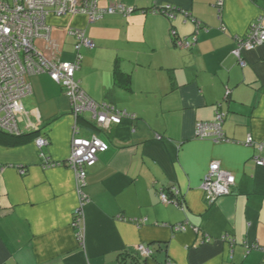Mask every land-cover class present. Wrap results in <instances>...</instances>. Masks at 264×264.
I'll return each instance as SVG.
<instances>
[{"label": "crops", "instance_id": "obj_1", "mask_svg": "<svg viewBox=\"0 0 264 264\" xmlns=\"http://www.w3.org/2000/svg\"><path fill=\"white\" fill-rule=\"evenodd\" d=\"M117 2L133 12L95 22L50 16L51 42L36 39L44 55L72 61L70 29H83L96 47L82 50L77 80L95 101L131 114L108 131L83 126L85 136L109 143L88 169L83 241L73 225L76 173L45 167L43 157H70L75 117L64 88L41 73L23 99L21 142L0 141V264H264V166L253 160L264 150L246 144L249 136L264 141V43L243 51L244 65L233 54L260 15L264 24V0L99 5ZM167 4L178 8L173 17L153 10ZM173 31L196 41L180 47ZM219 109L227 140L197 137V124L214 121ZM41 135L49 145L39 149ZM214 161L236 184L209 203L201 185Z\"/></svg>", "mask_w": 264, "mask_h": 264}, {"label": "built area", "instance_id": "obj_2", "mask_svg": "<svg viewBox=\"0 0 264 264\" xmlns=\"http://www.w3.org/2000/svg\"><path fill=\"white\" fill-rule=\"evenodd\" d=\"M177 9L167 4L153 10L173 17ZM133 10V7L121 2L101 7L99 0H0V129L13 135L21 134L19 119L25 114L23 99L32 92L30 79L33 76L48 73L64 88L75 117L72 127L71 155L66 162H53L48 157L42 156L45 167L66 164L76 173L77 191L81 204L75 210L73 225L78 230L81 242L83 241V205L87 199L83 188L86 185L88 169L97 162L100 153L109 149V143L95 132L85 136L84 127L79 119L88 113L89 122L96 129L108 131L112 126L121 123L123 118L130 117L131 114L127 110L118 109L109 102L95 101L77 80L76 72L80 68L82 50L96 47L95 41L88 37L83 29H70V33L76 39L75 58L72 61L44 55L37 47L36 39L43 36L51 42L50 16L83 14L90 22H95L108 14L129 15ZM184 13L188 14V12ZM172 34L176 44L183 48H191L196 41V37L179 39L174 31ZM263 43L264 24L263 15H260L251 24L247 34L237 39V47L233 49V54L244 65L243 51L253 50ZM225 116L226 113L219 109L214 121L199 122L196 126V136L217 141L227 140L223 130ZM246 144L255 146L258 151L264 150V141L256 140L253 136L247 138ZM36 145L42 149L49 145V139L43 135L38 136ZM253 160L257 166H264L263 156L255 155ZM235 184L236 176L223 170L220 163L214 161L210 165L201 188L207 201L213 203L217 198L230 194ZM175 192L177 194L179 191L175 190ZM161 198L166 202L170 201L165 193L161 194ZM187 224L178 225L177 229L185 230ZM230 242L233 243L234 240L231 238ZM139 251L145 257L152 254V250L146 246H140ZM167 264H172V262L169 261Z\"/></svg>", "mask_w": 264, "mask_h": 264}, {"label": "trees", "instance_id": "obj_3", "mask_svg": "<svg viewBox=\"0 0 264 264\" xmlns=\"http://www.w3.org/2000/svg\"><path fill=\"white\" fill-rule=\"evenodd\" d=\"M79 120H80L79 122L83 126H87V127L95 129L93 124L91 122H89L88 120H86L84 117H81ZM20 136H22V135L21 134L20 135H13V134H10V133L5 132V131L0 129V141L3 142V143H6V144H17V143H20L21 142L20 139H19Z\"/></svg>", "mask_w": 264, "mask_h": 264}, {"label": "bare ground", "instance_id": "obj_4", "mask_svg": "<svg viewBox=\"0 0 264 264\" xmlns=\"http://www.w3.org/2000/svg\"><path fill=\"white\" fill-rule=\"evenodd\" d=\"M71 61V60H70Z\"/></svg>", "mask_w": 264, "mask_h": 264}, {"label": "rangeland", "instance_id": "obj_5", "mask_svg": "<svg viewBox=\"0 0 264 264\" xmlns=\"http://www.w3.org/2000/svg\"><path fill=\"white\" fill-rule=\"evenodd\" d=\"M88 114V113H87Z\"/></svg>", "mask_w": 264, "mask_h": 264}]
</instances>
